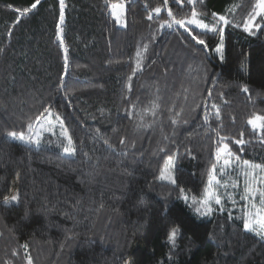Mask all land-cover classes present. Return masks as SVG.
<instances>
[{"label":"trees","instance_id":"trees-1","mask_svg":"<svg viewBox=\"0 0 264 264\" xmlns=\"http://www.w3.org/2000/svg\"><path fill=\"white\" fill-rule=\"evenodd\" d=\"M32 3L0 0V201L15 176L18 196L0 208V264H28L29 256L32 264H264V239L244 230L242 204L224 202L223 211L202 217L191 202L216 162L217 132L240 162L264 164V133L247 123L264 115V18L254 35L242 26L255 0H64L63 23L60 0L16 11ZM116 3L124 4L123 25L109 9ZM193 7L206 23L213 13L231 22L223 60L219 32L160 27L172 21L169 9L184 19ZM145 44L142 70L132 76ZM205 101L220 109L207 123ZM45 108L63 120L74 156L53 134L39 148L7 137L27 132ZM241 132L244 145L235 143ZM169 155L175 185L157 179Z\"/></svg>","mask_w":264,"mask_h":264},{"label":"snow or ice","instance_id":"snow-or-ice-1","mask_svg":"<svg viewBox=\"0 0 264 264\" xmlns=\"http://www.w3.org/2000/svg\"><path fill=\"white\" fill-rule=\"evenodd\" d=\"M180 0H177V3H179ZM189 4H196L198 0H187ZM40 3V0H35V3H32L30 7H25L23 10L17 8L16 11L20 13L21 16L30 13L32 10L36 9L37 5ZM168 0H164L165 6L167 5ZM119 7L121 10H123L124 5L121 3L119 5L111 4L109 6L110 10L115 9ZM238 7V6H234ZM154 12L160 13L161 8L156 7L153 9ZM113 15L115 13L113 12ZM168 15L172 17V21H164L160 27H168L171 28L173 24L179 25L181 28H184L185 31L189 32L191 34L192 29L189 27L190 25H195L196 28L202 30L203 34H206L208 32L220 33L221 43L217 46L216 51L220 53V59L223 60V32H224V26L229 25L231 22L229 19L224 15H219L213 13L214 22L212 23H206L204 19H199L198 16L200 15L196 8L193 7L191 11V17L190 18H184V19H177L172 11L168 10ZM257 17L264 18V0H255V4L252 8V10L249 12L248 17L245 19L243 23V29L245 32H248L250 34H255L253 29H260L261 24L257 22ZM148 19H152L151 13L148 16ZM64 20V0H60V22L63 23ZM117 22L119 23L120 20L117 18ZM241 25L237 24L236 27H240ZM58 29L60 28V25H57ZM62 31V29H60ZM58 37L60 38L61 46H63V38L60 36V33H57ZM192 39L196 41L199 45H204L205 48L207 47L205 40L200 38L199 35L192 36ZM148 45H143L142 49H138L135 53V67L132 70V76H134L138 71L142 70L143 67V58L144 53L147 51ZM65 53H67V49L65 48ZM68 59L67 55H65V66L67 67ZM132 76L128 77V80L131 81ZM128 89H131V84L129 83L127 85ZM244 92H248V87H243ZM212 96L211 89L208 90V97ZM187 97H185L186 99ZM160 106L158 103L153 102L152 104V114L155 115L156 109H158ZM197 108L200 107L199 104L196 105ZM149 111V109H145V112ZM171 111V109H170ZM183 109H181L180 112L176 113V116L172 118L171 122L173 124L179 123V116ZM44 113H47V118H44V114L42 113L40 116L36 117V121L34 123H29L27 125V132L20 131H10L7 133V137L18 140L23 142L24 144L28 145H34L35 147L39 148L41 145V137L44 132H54L55 123H59L60 126V132H59V138H58V145L62 150V153L68 157H72L76 153V147L74 146L73 140L71 135L68 132V129L64 126L63 120L59 118V116L56 117V120L53 121L51 119L53 113L50 111L49 108L44 109ZM215 115L216 118H219L220 116V109L215 104L212 103L209 109V106L207 104V101H205V115L204 120L205 123L208 122L210 115ZM141 120H143V116L140 117ZM187 123V121H184ZM248 125L251 126V128L255 130H259L262 133H264V115L254 114L252 117H250L247 120ZM151 125H138V127H150ZM99 131V130H97ZM241 139H236L235 143L238 145H244L246 141L242 138L243 132H241ZM218 136V146L216 147L215 151V160L216 162L211 165V168L208 172L207 177V183L203 190V194L200 198L192 197V206L194 207L195 212L199 216H208L211 215L216 209H214L213 205L219 206V210H224V205L222 203V196L217 191V186L221 185L220 179L217 178V165L222 160L223 163L220 164L219 172L224 173L225 169L227 167H230L232 163L239 162L240 157L236 156L230 146L227 142L230 138L226 136L220 135L219 132H217ZM62 138V139H60ZM66 141V143L64 142ZM106 144H108V141H105ZM124 143V140H121V144ZM109 147H112V145L109 144ZM243 149L241 148V151ZM161 151H164L162 148ZM175 155H169L164 162L163 167L159 171V176L157 177L158 180L168 182L170 184L175 185L176 184V178L174 174V167H175ZM238 167L240 168L242 174L245 176V194L241 197L244 200L249 201V204L246 205V211L243 218V228L246 231L254 232L258 236L261 237V239H264V189H257L254 187V185L259 182L261 184H264V175H262L257 181V170H259L260 174H264V164H258L253 163L248 160H243L242 163H238ZM224 187H227V183L223 185ZM235 187V185H233ZM257 191H259V206L257 203L254 202ZM181 192L183 193L184 190L181 189ZM185 201H188L189 197L188 195H184L183 197ZM18 199V196L13 195L10 200L9 198H5L4 203H10L11 201H16ZM229 199H231V196H229ZM231 215V214H229ZM179 234V230L177 228H173L170 230L168 234V240L172 242L173 246L175 245V240L177 235ZM25 248H27V245H24ZM28 264H32L31 257H28Z\"/></svg>","mask_w":264,"mask_h":264},{"label":"rangeland","instance_id":"rangeland-1","mask_svg":"<svg viewBox=\"0 0 264 264\" xmlns=\"http://www.w3.org/2000/svg\"><path fill=\"white\" fill-rule=\"evenodd\" d=\"M119 4H121V3H116V5H119ZM110 12H111L112 15H113V12L115 13V15H113V17H114V19L116 21V24L117 25H123V21H124V17H123L124 7H123V10H121L119 7L115 8V9H111ZM117 18H119V20H120L119 23L117 22ZM193 26H195V25H193ZM51 112L53 113L51 119L53 121H55L57 116L54 114L53 111H51ZM47 115H48L47 113H44V118H47ZM60 130L61 129H60L59 123H55V127H54L55 134H53V132H44L43 135L45 133H48V134H53L57 138H59V132H60ZM41 139H42V137H41ZM60 139H62V138H60ZM16 141H18V140H16ZM19 142H21V141H19ZM64 142L66 143V141H64ZM42 144L43 145H50L48 142H45V141H41V145ZM56 147H58L60 149V151L62 152V150L59 147L58 143H57V146ZM222 163H223V161L221 160L219 162V164L217 165V169H218V171H217V178L220 179V181H221V185L220 186H217V191L222 196V203H224V202H225V204L228 203V204L231 205L232 208L233 207H236V205H238V204H242V205H240V207L242 208L244 206V209L246 211L247 210L246 209V205L249 204V201L244 200V199L241 198L245 194V179L246 178L242 174L240 168L238 167V163H242V162H240V161L239 162H235L234 161L230 167H227L225 169V172L224 173H220L219 172V167H220V164H222ZM262 175L263 174H260L259 173V170H257V181H259V179H260V177ZM225 182L227 183V187H224L223 186L225 184ZM242 183H243V185H241ZM233 185H235V187H233ZM260 185H261V183L257 182L254 185V187H256L257 189H261V188H259ZM16 186H17V176H15V179H13L10 193L6 197V198H9V200H10V198L13 195H16L17 196ZM240 188H242L243 190L239 193L238 190L240 191ZM229 196H231V199H229ZM4 201H5V199H3V200L0 201V208L5 207L6 205H8L10 203H14L15 202V201H11L10 203L5 204ZM254 202L257 203V205L259 206V191H257V194H256V197H255ZM213 206L214 207H219V206H216V205H213ZM126 264H131L130 258H128L126 260Z\"/></svg>","mask_w":264,"mask_h":264}]
</instances>
